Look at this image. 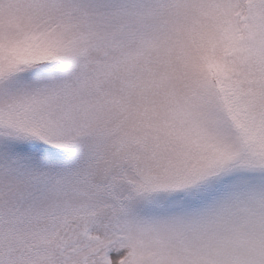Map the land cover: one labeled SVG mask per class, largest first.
<instances>
[{"label":"snow or ice","instance_id":"1","mask_svg":"<svg viewBox=\"0 0 264 264\" xmlns=\"http://www.w3.org/2000/svg\"><path fill=\"white\" fill-rule=\"evenodd\" d=\"M0 264H264V0H0Z\"/></svg>","mask_w":264,"mask_h":264}]
</instances>
